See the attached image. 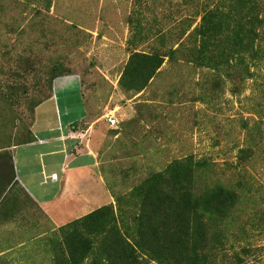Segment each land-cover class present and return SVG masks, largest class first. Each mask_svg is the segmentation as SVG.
<instances>
[{
    "label": "rangeland",
    "instance_id": "1",
    "mask_svg": "<svg viewBox=\"0 0 264 264\" xmlns=\"http://www.w3.org/2000/svg\"><path fill=\"white\" fill-rule=\"evenodd\" d=\"M210 10L223 32L208 37L201 24ZM234 29L255 36L243 39L241 60L223 45ZM213 39L223 43L208 60ZM136 53L158 55L161 65L145 86L129 88L125 68ZM60 76L80 84L86 117L75 129L88 126L80 137L96 153L107 197L96 195L87 211L56 224L13 181L10 164L14 146L33 133L54 134L48 122L82 115L77 81L69 78L35 112ZM51 148L14 151L16 174L24 181L35 175L33 193L45 175L61 172L59 151L47 153L46 166L37 161ZM188 158L204 163L189 186L195 197L228 206L191 225L189 243L171 249L168 264H264V0H0V264H66L61 227L103 205L134 241L144 198L138 186ZM100 239L93 238L95 251ZM139 253L144 264H162Z\"/></svg>",
    "mask_w": 264,
    "mask_h": 264
},
{
    "label": "trees",
    "instance_id": "2",
    "mask_svg": "<svg viewBox=\"0 0 264 264\" xmlns=\"http://www.w3.org/2000/svg\"><path fill=\"white\" fill-rule=\"evenodd\" d=\"M215 16L211 10L202 16L201 30L204 36L211 37L223 32L222 27L214 24ZM237 30L240 29L226 31L227 43L223 45L225 48L228 45L230 50L237 53L238 60H241L242 54L248 51L241 49L243 39L246 37V41L250 42L255 36L252 37L248 33L239 35ZM213 40L215 41L213 46L205 49L208 60L217 57L216 52L221 49L223 43ZM200 55L201 58H205L203 54ZM160 65L161 59L158 55L132 54L125 68L126 75L129 73L125 86L129 88L145 86ZM139 74L144 76L139 77ZM31 140L33 138L28 141ZM203 164L193 161L192 158L173 161L166 167L165 173H153L138 186L144 198L142 210L135 217L137 222L133 232L137 233V237L134 241L127 240L112 223V213L107 205L65 224L61 228L66 232L68 245L66 264H84L89 255L93 254L100 255V259L94 257L90 264H144L139 250L147 252L162 264L171 262L176 257L171 249H183L189 243L192 235L189 228L191 225L201 224L200 220L208 212L228 206L226 203H211L212 198L200 200L192 193L189 186L193 177L199 176L196 171ZM10 167L12 168V163ZM204 201L206 203H203ZM98 236H101V239L98 240L99 245L95 251L93 238Z\"/></svg>",
    "mask_w": 264,
    "mask_h": 264
},
{
    "label": "crops",
    "instance_id": "3",
    "mask_svg": "<svg viewBox=\"0 0 264 264\" xmlns=\"http://www.w3.org/2000/svg\"><path fill=\"white\" fill-rule=\"evenodd\" d=\"M65 78H69L75 82L77 81V91L80 94V101L82 104V115L79 118L72 116L71 114L66 117V120L61 119V121L56 120V122H48L50 127L55 128L54 134L52 136H47L43 139H39L33 133V125L32 124V133L33 140L25 141L14 146V149L11 154V163L13 169V181L17 182L21 188V191H24L29 198L35 203L38 208L43 211L53 222L58 224V222H63L66 219H71L76 215H81L84 210V205L87 203L96 202V195L99 197H107L105 193H107V189L104 187V179L101 171L97 167V159L96 153L91 148V146H87L85 141L87 142V138L85 136L80 137L83 132L87 129L86 132L89 131L88 126L85 124L81 131H76L75 122L81 121L86 117V107L83 101V96L81 93V87L78 80L72 76H64L58 77L54 80L53 89L51 94L38 103L35 108V112H37V108L42 105V102H47L51 100H55V91L56 84L59 80H64ZM70 95L71 89L66 88ZM57 124V126H55ZM54 131V130H53ZM75 131V135L72 136V132ZM67 134V133H69ZM52 143L53 148L49 149L47 152H40L37 154V161L40 164V167L43 165H47L46 160L50 161L51 158L48 157L52 154V151H59L62 154V159L58 162H54V164L58 165L61 172H56L52 170L51 173H56L57 178L51 179L50 174L45 175L40 181L39 184L42 185L38 194L31 192L30 186L32 185L34 176L31 174L30 176L25 175V181L21 179L20 175L16 174L15 171V163L16 158L14 151L17 150L21 146H33L36 144L43 143ZM57 145V146H56ZM88 158V159H86ZM17 164V163H16ZM86 178H88L89 186L85 187ZM49 183L50 185H47ZM102 199L99 203L102 202ZM105 201V200H104ZM97 203V202H96ZM95 203V204H96ZM72 209H77L79 211L77 213H73ZM82 209V210H81Z\"/></svg>",
    "mask_w": 264,
    "mask_h": 264
},
{
    "label": "built area",
    "instance_id": "4",
    "mask_svg": "<svg viewBox=\"0 0 264 264\" xmlns=\"http://www.w3.org/2000/svg\"><path fill=\"white\" fill-rule=\"evenodd\" d=\"M110 122L113 124V123H115V120L114 119H110ZM50 178L51 179H56L57 178V174L56 173H51L50 174Z\"/></svg>",
    "mask_w": 264,
    "mask_h": 264
}]
</instances>
